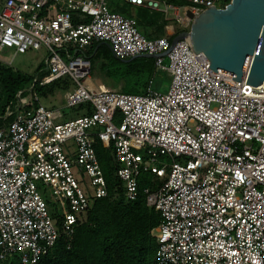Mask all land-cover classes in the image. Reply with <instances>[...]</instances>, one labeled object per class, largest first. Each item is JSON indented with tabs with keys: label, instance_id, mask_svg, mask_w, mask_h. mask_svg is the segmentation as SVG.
Returning a JSON list of instances; mask_svg holds the SVG:
<instances>
[{
	"label": "built area",
	"instance_id": "obj_1",
	"mask_svg": "<svg viewBox=\"0 0 264 264\" xmlns=\"http://www.w3.org/2000/svg\"><path fill=\"white\" fill-rule=\"evenodd\" d=\"M123 2L172 16L178 32L147 39L107 0H0V50H44L45 69L33 81L45 86L67 77L73 87L63 95L65 107L89 109L59 122L60 111L41 107L34 93L30 109L19 92L3 116L0 264L13 257L38 264L61 235L72 239L91 202L107 197L96 141L111 146L127 200L135 199L142 174L163 180L144 190L146 205L160 216L151 231L157 264H264V89L211 78L189 37L174 46L170 40L224 0ZM99 43L120 60L155 56V70L169 78L167 91L150 85L132 95L107 87L92 76L87 58Z\"/></svg>",
	"mask_w": 264,
	"mask_h": 264
},
{
	"label": "trees",
	"instance_id": "obj_2",
	"mask_svg": "<svg viewBox=\"0 0 264 264\" xmlns=\"http://www.w3.org/2000/svg\"><path fill=\"white\" fill-rule=\"evenodd\" d=\"M230 1L224 0L219 9H224ZM123 3L109 7L112 12L135 19L144 37L147 38L149 32L157 34V38L165 36L166 21L163 20L162 15L154 17L155 13L149 14L142 8ZM175 36L170 37V40ZM101 57L111 58L112 64L117 66L115 72L118 77L127 79V84L118 86L125 94H143L153 75L166 76L169 80L165 73L155 70L153 59L134 58L129 62H121L114 57L109 45L104 43L95 44L87 53L91 64L93 60ZM44 69L45 65L42 61L35 70V75H39ZM35 75L13 72L9 67L0 64V127L5 123L3 116L6 111L14 108L16 95L19 92L24 96L26 90L31 87L41 100L70 87V80L65 82L62 81L63 78L49 85L40 86L38 82L33 81ZM92 75L100 78L105 84L102 77L93 73ZM60 83H64L62 87ZM82 107H79V116L89 113V110L84 111ZM101 147L107 151L111 150V146L105 148L100 142L95 143L96 155L107 185V197L91 202L83 219L74 227L72 239L67 241L61 235L53 248L40 257L38 264H157V242L151 231L159 225L160 216L146 205L144 194L145 189L156 186L155 182L151 181L153 175L142 174L135 199L127 200L120 182L115 177V168L111 165L113 157L102 154ZM47 204L51 217L59 216L56 208L50 202ZM2 264H21V262L18 257H13Z\"/></svg>",
	"mask_w": 264,
	"mask_h": 264
},
{
	"label": "water",
	"instance_id": "obj_3",
	"mask_svg": "<svg viewBox=\"0 0 264 264\" xmlns=\"http://www.w3.org/2000/svg\"><path fill=\"white\" fill-rule=\"evenodd\" d=\"M186 37L206 75L246 84V89H264V0H231L224 9H206L193 17L188 32L172 39L171 46ZM134 58L156 57L140 55L124 62Z\"/></svg>",
	"mask_w": 264,
	"mask_h": 264
},
{
	"label": "rangeland",
	"instance_id": "obj_4",
	"mask_svg": "<svg viewBox=\"0 0 264 264\" xmlns=\"http://www.w3.org/2000/svg\"><path fill=\"white\" fill-rule=\"evenodd\" d=\"M107 2H108V5H113L116 3L120 4V5L124 4L123 0H117V1L107 0ZM159 16H161L160 13L154 14V17H159ZM163 20L166 21V25L164 28V35L165 36L172 35L171 34V28H174L176 33L178 32V24L173 20L172 16L167 17V19L163 18ZM149 34L150 35H148L147 38H157L158 37L157 34H153V33L151 34L150 32H149ZM13 55L14 54H13L12 50H10V49L0 50V61L5 63V65H3V67H9L10 69H12L13 72L21 73L23 75L34 76L35 70L44 60V58L46 56V52L44 50H40V51H29L25 54H17L15 56H13ZM144 59H149V58H144ZM127 60H129V59H127ZM119 61L124 62L126 60H119ZM8 63H10V64H8ZM115 69H117V66H114L112 64L111 58L101 57V58H98V59H95L92 61V73L102 77L103 80L105 81V84L111 88H117L120 85L127 84V79L126 78L124 79L122 77H118V75L115 72L116 71ZM65 80H69V79L68 78L62 79V81H65ZM69 82H70V87L67 90H70L73 87L71 81H69ZM63 84L64 83H60L61 87ZM150 85H151L153 90L163 93V92H166L168 87H169V80H167L166 76H155V75H153L149 79V83H148L147 87H149ZM67 90L59 91V92L55 93L53 96H50L48 98H42L40 100L41 105L44 108L50 109V110L60 111L62 113V115L64 116L63 121H65L67 119L73 120L74 118L79 116L78 112L80 111L79 107H76V108H66L65 107L63 95H64V92ZM25 97L29 101L28 108L31 109L33 107V103L31 100L32 96L30 93H26ZM101 153L104 154L105 156L106 155L112 156L111 150L106 151V150L102 149V147H101ZM111 165H112V168H115L114 160H112ZM72 166H73L74 175L78 179L79 183H81V186L83 188L84 185L82 184L80 177L76 175L77 166L74 163L72 164ZM151 181L155 182V184H156L155 187L161 185V183L163 182V180L155 179L153 176H152ZM38 187L41 189V195L45 197L46 202H49L50 199H49V196L47 194L48 192H45V189H43V187L40 186V184H38Z\"/></svg>",
	"mask_w": 264,
	"mask_h": 264
},
{
	"label": "crops",
	"instance_id": "obj_5",
	"mask_svg": "<svg viewBox=\"0 0 264 264\" xmlns=\"http://www.w3.org/2000/svg\"><path fill=\"white\" fill-rule=\"evenodd\" d=\"M94 45H95V44H94ZM94 45H93V46H94ZM93 46H92V47H93ZM92 47H91V48H92ZM91 48H90V49H91ZM90 49H89V50H90ZM89 50H88V51H89ZM88 51H87V53H88ZM116 59H117V58H116ZM118 60H120V59H118ZM126 60H127V59H126ZM91 74H92V64H91ZM92 76H93V75H92ZM93 77H94V76H93ZM167 77H168V76H167ZM68 79H69V78H68ZM48 85H49V84H48ZM45 86H46V85H45ZM67 91H68V90H67ZM65 92H66V91H65ZM65 92H64V93H65ZM26 93H30L31 96H32V94H33L34 92L32 91V88L30 87V88H28V89L26 90ZM34 94H35V93H34ZM35 95H36V94H35ZM24 96H25V95H24ZM36 96H37V95H36ZM37 97H38V96H37ZM38 98H39V97H38ZM39 105H40L41 107H43V106L41 105L40 99H39ZM43 108H44V107H43ZM82 108L84 109V111H85V110H89V109H87L85 106H83ZM45 109H46V108H45ZM47 110H50V109H47ZM53 111H56V110H53ZM90 111H91V110H90ZM86 113H88V112H86ZM61 114H62V113H61ZM84 115H85V114H84ZM78 117H79V116H78ZM63 118H64V116L62 115V119H61L59 122H65V121H68V119L65 120V121H63ZM76 118H77V117H76ZM74 119H75V118H74ZM95 143H96V142H95ZM94 148H95V145H94ZM95 152H96V151H95ZM111 155H112V153H111ZM103 176H104V175H103ZM49 202H50V201H49ZM50 203H51V202H50ZM51 204H52V203H51ZM52 205H53V204H52Z\"/></svg>",
	"mask_w": 264,
	"mask_h": 264
}]
</instances>
